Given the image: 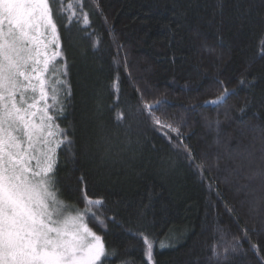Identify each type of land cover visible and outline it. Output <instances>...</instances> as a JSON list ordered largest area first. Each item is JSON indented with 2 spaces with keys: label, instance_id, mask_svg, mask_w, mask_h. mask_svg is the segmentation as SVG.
Listing matches in <instances>:
<instances>
[{
  "label": "trees",
  "instance_id": "obj_1",
  "mask_svg": "<svg viewBox=\"0 0 264 264\" xmlns=\"http://www.w3.org/2000/svg\"><path fill=\"white\" fill-rule=\"evenodd\" d=\"M51 5L62 51L56 62L67 66L71 90L57 120L73 141L57 149L60 198L82 214V191L102 200L93 211L103 225L89 215L85 222L115 252L109 264H150L143 238L133 235L139 232L154 242L155 264H261L264 0ZM224 87L231 93L226 103L205 105ZM141 97L167 101L155 115L182 135L146 115L131 119L129 106ZM101 134L112 138L104 159L96 148ZM201 161L203 170L195 166ZM234 237L239 250L218 260L213 249L223 252Z\"/></svg>",
  "mask_w": 264,
  "mask_h": 264
},
{
  "label": "snow or ice",
  "instance_id": "obj_2",
  "mask_svg": "<svg viewBox=\"0 0 264 264\" xmlns=\"http://www.w3.org/2000/svg\"><path fill=\"white\" fill-rule=\"evenodd\" d=\"M55 11L51 0H0V264H109L110 256L115 255L106 251L102 237L85 222V215H89L103 225L93 211L103 208L102 200L88 198L82 191V214L60 198L57 149L71 146L73 141L57 123L71 90L67 66L56 62L62 51ZM80 15L88 25L89 15L83 8ZM254 84L255 78L251 81ZM229 95L224 87L205 105L220 107ZM165 103H148L141 97L134 109L129 106L128 116L136 120L146 115L155 125L180 137L179 127L155 115ZM115 119L123 124V111H117ZM98 127L103 129V124ZM111 147L112 138L101 134L96 148L102 150V159L110 155ZM183 147L190 153L186 145ZM87 148L85 144V151ZM189 159L195 163L193 156ZM195 166L203 170L206 164L201 161ZM259 175L264 185V167ZM133 235L143 238L145 259L155 264L154 242L143 232ZM164 246L162 242L160 247ZM240 246L241 241L234 237L224 243L223 252L214 248L213 255L227 260ZM252 248L258 250L256 245ZM258 259L264 264V256Z\"/></svg>",
  "mask_w": 264,
  "mask_h": 264
},
{
  "label": "rangeland",
  "instance_id": "obj_3",
  "mask_svg": "<svg viewBox=\"0 0 264 264\" xmlns=\"http://www.w3.org/2000/svg\"><path fill=\"white\" fill-rule=\"evenodd\" d=\"M50 95H51V94L49 93V96H50ZM48 103H50L49 100H48ZM67 205H68V204H67Z\"/></svg>",
  "mask_w": 264,
  "mask_h": 264
}]
</instances>
